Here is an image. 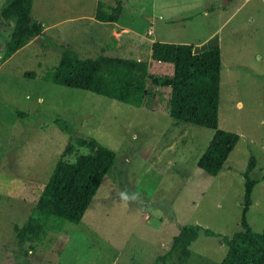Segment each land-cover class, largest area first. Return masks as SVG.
I'll use <instances>...</instances> for the list:
<instances>
[{
    "label": "rangeland",
    "instance_id": "1",
    "mask_svg": "<svg viewBox=\"0 0 264 264\" xmlns=\"http://www.w3.org/2000/svg\"><path fill=\"white\" fill-rule=\"evenodd\" d=\"M249 1L34 0L32 16L46 26L44 33L5 62L15 20L0 15V264H180L179 249L166 261L156 259L186 224L216 232L200 233L186 264H220L228 251L223 237L242 230L244 173L252 156L257 184L248 220L255 232L264 231V0ZM7 2L0 0V13ZM240 2L242 12L222 29ZM119 6L121 23L133 32L206 46L221 37L224 64L235 57L243 65L244 84L234 79L231 88L223 74L219 128L241 138L217 175L198 166L215 131L172 118L166 95L159 93L151 108L136 107L43 80L65 52L141 56L154 63L152 72L172 74L171 53L154 60L153 45L133 33L118 44L116 23L97 18L99 10L115 15ZM151 8L158 9L149 18L153 36L146 34ZM233 39L242 49L235 50ZM92 139L117 158L82 221H51L40 239L19 238L14 227L27 224L58 162L90 154Z\"/></svg>",
    "mask_w": 264,
    "mask_h": 264
},
{
    "label": "trees",
    "instance_id": "2",
    "mask_svg": "<svg viewBox=\"0 0 264 264\" xmlns=\"http://www.w3.org/2000/svg\"><path fill=\"white\" fill-rule=\"evenodd\" d=\"M34 0H8L0 15L14 19L15 28L2 57L3 62L25 47L32 39L44 33L46 26L32 16ZM107 15L99 10L97 18L116 22L121 13ZM154 60L173 55L172 74L152 72V61L132 58L100 56L81 58L77 53L65 52L54 69L43 75L44 81L78 88L103 95L136 107L151 108L159 93L167 97L166 112L175 120L212 128L215 132L198 166L211 175H217L233 149L240 134L219 128L222 54L219 44L196 46L190 43L153 42ZM26 77L36 78L35 72ZM164 94V95H163ZM18 115L24 116L20 110ZM92 152L81 155L75 162L60 160L45 186L42 196L24 227L15 226L19 238L29 236L38 240L51 221L79 224L91 206L107 173L116 163L117 153L96 139L90 141ZM257 158L252 156L244 173L245 194L240 225L242 230L232 237L224 236L228 251L220 264H264V231L255 232L248 220L257 180L251 172ZM216 235L210 228L199 224H186L173 238L171 249L157 257L166 261L179 249L180 264L191 256L192 244L200 233Z\"/></svg>",
    "mask_w": 264,
    "mask_h": 264
},
{
    "label": "crops",
    "instance_id": "3",
    "mask_svg": "<svg viewBox=\"0 0 264 264\" xmlns=\"http://www.w3.org/2000/svg\"><path fill=\"white\" fill-rule=\"evenodd\" d=\"M219 1H221V0H219ZM233 1V0H232ZM231 1V2H232ZM251 1V0H250ZM249 1V2H250ZM241 3V2H240ZM236 4V7L237 8H235V11L233 12V13H231V15L228 17V19L225 21V23L223 24V26H222V29L223 28H226L227 27V24H229L230 22H231V20L239 13V12H242V3L241 4ZM220 5V2L218 3V6ZM222 5H224V6H227V5H225V4H222ZM218 6H216V5H212L209 9L210 10H212V11H214V10H216L217 8H218ZM221 6V5H220ZM219 6V7H220ZM160 10H162V9H160ZM158 13V9L156 8V9H154V8H151V9H149L147 12H145V19H146V21H148V22H150V27L148 28V30H147V33L146 34H148V35H154L155 34V27H154V25H153V23L151 22V21H149L150 19L149 18H151V20H152V18L153 19H155V16H153L154 15V13ZM160 13V12H159ZM205 14L207 15L208 13H207V10L205 11ZM121 20H122V17H120L119 19H118V21H116V22H113V23H116V25H117V29H119L120 31H117L116 29L113 31V35H117V37L116 38H118V44H120V42H121V40L125 37V35L126 34H131V33H133L134 35H136L140 40H143V39H145V40H147V41H149V43L152 45V43L154 42V41H159V40H156V39H154V38H151V39H149L148 37L146 38L145 37V35H144V33H143V31L142 30H137V31H135L134 30V32H133V29H131V28H128V26H127V24L124 26L122 23H121ZM51 26V25H50ZM50 26H47V27H50ZM227 33V32H226ZM121 36H123V37H121ZM226 40V39H225ZM235 39H233L232 40V46H235V50H240V49H242V47H237V45L240 43V42H238V41H234ZM160 41H163V42H168V41H164V40H160ZM226 41H228V39L226 40ZM172 43H190V44H193L194 42H190V41H178V42H172ZM219 44V46L221 47L222 46V43H224V41L222 40L221 41V37H218V39H216L212 44ZM203 44H205V43H203ZM203 44H201V45H203ZM194 45H196V46H201L200 44H197V43H194ZM230 46H231V41H230ZM152 47V46H151ZM151 54H152V51H151ZM221 54H222V49H221ZM137 60H143L142 59V57L141 56H138V58H137ZM148 60H149V58H148ZM159 64V63H158ZM222 65H223V67H222V70H221V85H222V80H223V74H224V72L226 71L227 72V76H229L230 75V82H229V86L231 85V88L233 87V82H234V79H236V81H239V79L240 80H242V83L244 84V80H243V78H245L244 76H245V74H244V72L242 71V69H243V65H240V64H238V63H236L235 62V57L233 58H231L230 57V60L227 62V65H225L224 64V59H223V55H222ZM242 91H246V86H244L243 85V89H241ZM221 91H222V87L220 88V99H221ZM220 104V103H219Z\"/></svg>",
    "mask_w": 264,
    "mask_h": 264
},
{
    "label": "water",
    "instance_id": "4",
    "mask_svg": "<svg viewBox=\"0 0 264 264\" xmlns=\"http://www.w3.org/2000/svg\"><path fill=\"white\" fill-rule=\"evenodd\" d=\"M232 0H224V3L225 5L229 4Z\"/></svg>",
    "mask_w": 264,
    "mask_h": 264
}]
</instances>
